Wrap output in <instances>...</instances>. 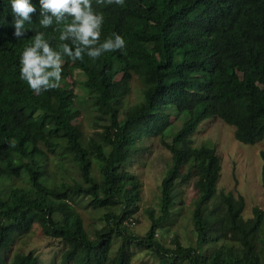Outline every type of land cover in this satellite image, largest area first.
I'll return each instance as SVG.
<instances>
[{"label":"trees","instance_id":"obj_1","mask_svg":"<svg viewBox=\"0 0 264 264\" xmlns=\"http://www.w3.org/2000/svg\"><path fill=\"white\" fill-rule=\"evenodd\" d=\"M4 5L0 0V15L6 17ZM93 7L104 17L101 41L119 33L124 49L95 60L87 55L75 62L65 58L60 86L41 93L19 79L20 53L34 33L16 39L11 24L1 25L0 252L39 224L47 236L68 246L61 264H131L136 245L151 250L160 264H264V211L255 207L254 216L245 219L244 197L218 192L222 165L215 146H194L192 139L201 123L213 117L234 126L244 144L264 139V0H245L241 7L235 0H125L123 6L104 0ZM40 30L53 46L60 43L58 31ZM75 70L85 80L68 83L67 75ZM134 74L145 86L144 100L121 119L120 105ZM78 83L109 119L90 144L74 124L80 115L74 91ZM172 111L179 123L171 121ZM152 134L171 151L172 165L160 185V215L151 213L148 232L137 235L130 225L136 224L141 181L124 165L135 141ZM49 153L65 172L72 163L77 177L71 173L70 181H54ZM260 156L264 188V149ZM16 179L25 180L27 188L6 193L4 184ZM193 179L196 244L183 245L175 238V247L169 248L157 231L172 216L177 184ZM80 197L90 198L95 209L108 210L97 239L90 237L73 205ZM115 236L120 244L110 258ZM210 245L215 247L205 252ZM37 261L30 251L10 264Z\"/></svg>","mask_w":264,"mask_h":264},{"label":"rangeland","instance_id":"obj_2","mask_svg":"<svg viewBox=\"0 0 264 264\" xmlns=\"http://www.w3.org/2000/svg\"><path fill=\"white\" fill-rule=\"evenodd\" d=\"M123 73L118 74L116 79H121ZM83 81L85 76L75 70L74 75H67L68 83L74 80ZM144 84L138 74H134L131 80V91L123 98L119 109V117L122 119L127 110L144 100ZM76 93L75 105L80 115L74 119L83 133V141L90 144V138L95 137V131L103 130V126L109 123L108 116L97 110L94 99L83 89L80 83L74 87ZM171 121H177V112H170ZM193 145L200 146L203 143H210L215 146L221 159L222 170L218 181V192H233L236 196L242 195L246 202L243 217L249 219L254 216L253 209L259 207L264 211V188L262 186V159L260 152L264 149V139L251 145L244 144L237 140L235 127L225 123L218 117L206 119L201 123L198 130L193 134ZM91 147V146H90ZM50 166L48 172L53 180L59 182L61 178L70 181V174L77 177L76 167L66 164L68 172L59 169L54 162V154H50ZM69 161V160H68ZM207 161H205V164ZM172 165V153L162 145L158 135L144 137L135 141L131 148L129 162L124 168L135 174L141 181L140 199L136 206L139 208L134 214L135 225L131 231L137 235H145L151 226V213L156 217L160 215L161 181ZM94 173L100 179V168L95 162ZM66 168V167H65ZM193 179L188 184H177V197L170 220L160 227L156 237L167 247H175L174 239L178 238L183 245H195L196 233L192 219L194 209L193 202L197 197V190ZM28 183L22 179L4 184L8 194L14 188H27ZM125 188L130 187L128 182L124 183ZM63 189V188H62ZM61 189V190H62ZM90 198L80 197L74 207L79 211L84 220L85 227L92 239H97V232L104 227V216L107 209H95L90 205ZM120 213L121 208L114 210ZM7 224V222H6ZM264 236V228L262 230ZM120 244L119 237L115 236L110 258L116 254ZM215 245L205 248V252L213 249ZM68 246L60 239L47 236L39 224L26 234L15 236L8 247L1 249L0 256L4 264H10L15 256L34 253L37 264H61L64 251ZM131 264H160L158 257L149 249L132 246ZM180 264H187L186 262Z\"/></svg>","mask_w":264,"mask_h":264},{"label":"clouds","instance_id":"obj_3","mask_svg":"<svg viewBox=\"0 0 264 264\" xmlns=\"http://www.w3.org/2000/svg\"><path fill=\"white\" fill-rule=\"evenodd\" d=\"M244 1L235 0V5L241 7ZM107 2L125 4V0ZM4 3L6 17L0 15V32L1 25L11 24L12 36L16 39L28 36L30 31L34 33L20 53L19 79L35 93L60 86L65 58L75 62L87 55L95 60L104 53L125 47V39L119 33L100 39L104 17L93 5L104 0H4ZM40 29L58 31L60 43L53 46Z\"/></svg>","mask_w":264,"mask_h":264}]
</instances>
